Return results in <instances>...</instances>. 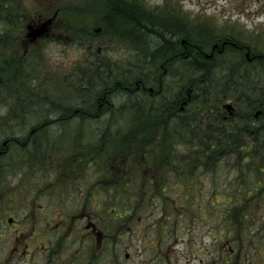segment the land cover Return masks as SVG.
Segmentation results:
<instances>
[{
  "label": "flooded vegetation",
  "instance_id": "1",
  "mask_svg": "<svg viewBox=\"0 0 264 264\" xmlns=\"http://www.w3.org/2000/svg\"><path fill=\"white\" fill-rule=\"evenodd\" d=\"M105 1L108 11L101 16L102 23L89 34L128 38L136 44L127 31L109 24V4L114 1L128 5L132 1L137 7L140 4L133 0ZM157 9H151L153 13L149 15H157ZM60 10L54 11L53 21ZM152 19L173 24L167 18ZM229 36L213 40L207 51L200 52L197 48L195 52L197 55L201 53L207 63L218 59V66L228 64L224 61L226 57L222 56L229 50L244 51L248 62L264 60V53L251 54L249 46L240 45ZM101 43L96 46L98 51L102 50ZM194 46L196 43L188 38H182L180 42L177 38L170 45V55L164 59L154 56L146 57L145 61L121 64L111 60L79 62L78 70L59 77L60 92L64 88L78 96L74 106L61 107L38 125H18V121H13V125L5 127L12 133L0 144V264H101L104 259L103 264H113L115 254L109 247L117 241L114 230H124L125 226L133 228L129 221L141 216L143 206H134L131 202H141L139 197L144 200L146 196H152L161 205L158 198L179 194L176 189H155L153 182L169 177L171 181H178L175 155L168 162L161 157L164 145L161 134H171L176 144L174 134L180 116H192L197 107L193 88L195 79L184 77L180 71L194 72ZM140 51L145 52L139 47L134 49V53ZM179 55L188 60L179 62ZM239 64L225 68L228 70ZM198 65L207 66L200 61ZM220 71L213 77L202 79L208 95L204 113L207 131L220 129L224 133L226 121L236 114V97L239 96L226 98V92L222 90L225 80ZM81 74L90 77H76ZM137 74L140 78H131ZM115 94L122 96L117 95L116 100ZM21 111L16 110L12 116L22 118ZM124 112L129 114L128 121L120 116ZM102 118L105 119L99 124L98 119ZM93 120L97 124L89 125ZM138 137L147 141V148L134 145L131 139ZM138 163L143 165L144 180L149 183L144 184L143 189L131 190L129 175L132 165ZM150 186L153 189H149ZM193 192L185 191L183 195ZM207 194L214 198L217 192L208 190ZM204 201L210 205L211 199ZM99 211L107 213L108 218L99 215ZM115 211L122 221L118 220ZM149 214H154L153 210ZM159 223L161 218L157 217L147 225L157 227ZM177 223L173 222L172 227L178 226ZM6 225L11 228H5ZM75 225L82 229L81 244L85 253L80 248L70 259L61 260L59 256L66 252L67 246L75 248L65 242L64 235V231L75 229ZM100 246L101 258L96 251ZM229 247L232 249L230 244Z\"/></svg>",
  "mask_w": 264,
  "mask_h": 264
},
{
  "label": "rangeland",
  "instance_id": "2",
  "mask_svg": "<svg viewBox=\"0 0 264 264\" xmlns=\"http://www.w3.org/2000/svg\"><path fill=\"white\" fill-rule=\"evenodd\" d=\"M133 1L140 4L137 7L131 1L133 7L148 14L153 13L151 9L158 8L155 11L160 17L153 15L152 18H167L173 22V26H179L182 30V26L184 27L183 34L178 38L179 42L182 38L194 41L196 46L193 49V56L200 63L207 65L206 68L202 65V68L205 69H203V76L198 77L199 79L213 77L219 70H221L220 75L223 78L225 73L222 70L226 69L225 67L235 66L243 62L244 59L246 60L244 51L239 53L234 50H229L222 56L223 58L226 57L225 60L223 59L224 61H228V64L224 66L217 65L218 59L215 60L217 63L214 61L207 63L208 60L203 59V57L200 59L195 51L199 48L198 51L200 52L207 51L208 47H211L212 41L219 37L230 35L229 37L240 45L249 46L251 54L264 53V0ZM21 2L22 10L24 8V19L27 21L26 24L31 22L40 23L52 16L56 9L61 8L59 15L51 26L50 35L46 38L30 41V38L26 37V29L24 30V33H22L24 47L22 46L21 49L33 61L32 86H38L42 83L44 76L51 79H54L55 76L54 83L61 87L59 77H64L74 71L77 63L83 62L87 56V52L83 51L82 47L77 46L76 42L72 40V33L66 28L86 30L88 33H81V35H85V38H87L89 32L102 23L100 18L108 11L107 3L105 0H21ZM182 21L185 23H182ZM94 38L95 46L100 45L105 40L101 43L103 54L114 63L145 61V52L146 54L149 52L143 48L145 52L140 51L141 55L134 53V49L138 46L131 43L128 38L107 36ZM168 52H171V50H168ZM136 54L139 55V58ZM239 55H241V58H239ZM178 61L182 62L180 59ZM239 65H243V63ZM192 66H194V61ZM226 73L228 74V72ZM117 95L122 96L121 94L113 95L116 96V100L119 98ZM77 97L70 90L63 88L61 95L53 97V100L55 99L53 105H49L47 99H44L43 103L29 100L25 101L26 103L20 102L18 104L13 103L11 100L0 105V144L9 133H12L11 130H5L6 126L13 125L12 121H18V125H38L45 118L53 116V112L61 107L74 106L79 100ZM10 104L13 106H10ZM16 107L23 110L21 111L22 118L12 116L16 113L12 112ZM121 114L123 120L128 121L129 114L127 112ZM104 119H98L99 124ZM88 124L94 125L97 124V121L93 120ZM53 136L56 137L57 135ZM56 141L60 143L58 139ZM240 141H242V138H240ZM137 153H139V150ZM142 169V164L132 165L131 175H129L131 190L136 189V187L143 189L144 184L149 183L144 180L145 175ZM24 185L26 187V182H24ZM223 185L224 183L220 189H224ZM149 189H153V187L150 186ZM208 190L212 191L205 188L201 192H195V194L202 195L207 201L211 198L214 199L211 195V198L208 197ZM226 193L228 192H218V196L220 197V195ZM237 194L241 196L240 192ZM139 198L142 202L141 206H143L141 216L129 221L133 223L134 227L128 228V226H125V228H122L124 230H114L117 241L109 247L113 248L112 252L115 254L113 264H264V232L251 226H244V223L237 218L240 209L236 211L235 215L231 216L233 220L237 221L232 224L229 221L230 218L227 219L226 215L222 213L225 208L221 206L222 202L218 197H215V199H218V203L214 201L216 206L211 203L210 205H199V207H204L203 212L200 211L199 207H182L183 200L178 198L176 194L167 198H158L161 200V205L152 196H146L144 200L141 197ZM200 201L204 200L200 199ZM165 203L167 204L164 206ZM152 210L154 214L150 215L149 213ZM114 213L117 215L118 220L122 221L117 214L118 211ZM99 215L108 218L107 213L99 211ZM157 217L161 218V223L156 225L157 227L147 225L148 221L152 220L153 222ZM175 221H178L179 224L177 223L178 226L172 227ZM227 222L230 223L227 224ZM226 225L233 226L234 232H232L233 228L228 229ZM6 226L5 228H11V225ZM81 230L75 225V229L64 231L67 239L65 242L75 245V248L67 246L66 252L63 251L59 259H70L76 253L75 250L80 248L85 253L81 244ZM224 231L225 234L223 235L222 232ZM4 236L10 237L7 234H4ZM229 244L232 249H229ZM101 248L102 246L96 249L100 258L103 255L100 251ZM127 253L129 257L126 256Z\"/></svg>",
  "mask_w": 264,
  "mask_h": 264
},
{
  "label": "trees",
  "instance_id": "3",
  "mask_svg": "<svg viewBox=\"0 0 264 264\" xmlns=\"http://www.w3.org/2000/svg\"><path fill=\"white\" fill-rule=\"evenodd\" d=\"M109 8V24L127 31L140 49L149 51L147 54L145 52V57H167L170 55V45L183 34L179 26L155 21L149 14L124 2L114 1L109 4ZM23 10L21 0H0V105L11 100L16 104L29 100L43 103L44 99H47L49 105H53V97L62 93L60 85L54 83L55 76L54 79L44 76L43 82L38 86L31 85L33 61L21 50L24 47L22 33L27 25ZM66 29L72 33V40L77 46L87 52L83 62L110 61L103 50H97L94 36L88 34L85 38V35L79 33L83 29ZM136 55L139 58L141 53ZM198 56L201 59L202 54L198 53ZM178 59L184 63L188 60L182 55ZM197 60L196 57L193 59V73L188 74L186 69L180 71L184 77L195 79L193 88L198 108H195L190 117L180 116L177 132L174 134L176 144L171 139V134H161L164 144L161 157L168 162L175 155L178 161V181H171L169 177L161 182H153L156 185L154 188L178 190V196L183 200L181 206L193 208L207 204L205 201L201 202L200 199L205 198L195 192L209 188L217 192L214 198L218 197L222 202L221 206L225 208L222 213L227 219L230 218L232 224L237 221L231 216L240 209L237 218L244 226L264 232V60L248 62L244 59L243 65L222 70L225 73L222 90L226 92V98L239 96L236 97V114L226 121L224 133L220 129L207 131L204 110L208 95L204 82L198 78L203 76L205 68L198 65ZM76 70L78 65L74 71ZM76 77L90 76L81 74ZM131 78L138 79L140 75H131ZM256 109L261 112L254 117ZM16 110L21 111L20 107H16L12 112L15 113ZM131 141L138 148H147V141L143 138H132ZM223 183L224 189H220ZM185 191L194 192L183 195ZM224 191L228 193L219 197L218 192ZM239 192L241 196L237 194ZM218 199L211 198L210 203L215 205L214 201L218 203ZM131 205L140 206L141 202L137 200L131 202ZM199 209L203 212L204 207L200 206ZM226 227L233 228L229 225ZM232 230L234 232V228Z\"/></svg>",
  "mask_w": 264,
  "mask_h": 264
},
{
  "label": "water",
  "instance_id": "4",
  "mask_svg": "<svg viewBox=\"0 0 264 264\" xmlns=\"http://www.w3.org/2000/svg\"><path fill=\"white\" fill-rule=\"evenodd\" d=\"M53 17H50L39 24H28L27 25V37L30 41L37 39L48 33L50 29V24L52 23Z\"/></svg>",
  "mask_w": 264,
  "mask_h": 264
}]
</instances>
